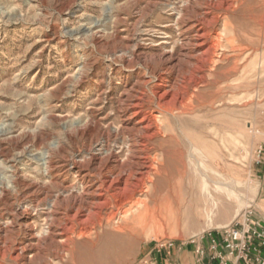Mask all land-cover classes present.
<instances>
[{
	"label": "rangeland",
	"instance_id": "obj_1",
	"mask_svg": "<svg viewBox=\"0 0 264 264\" xmlns=\"http://www.w3.org/2000/svg\"><path fill=\"white\" fill-rule=\"evenodd\" d=\"M260 149L264 0H0V264H153L254 212ZM138 151L156 187L60 235Z\"/></svg>",
	"mask_w": 264,
	"mask_h": 264
},
{
	"label": "bare ground",
	"instance_id": "obj_2",
	"mask_svg": "<svg viewBox=\"0 0 264 264\" xmlns=\"http://www.w3.org/2000/svg\"><path fill=\"white\" fill-rule=\"evenodd\" d=\"M143 123L145 122H139L137 129L138 133H143L150 129V124L147 122L144 127H141ZM151 137L152 135L144 136L143 142L147 143ZM145 143H143L144 146ZM154 163V159H150L148 156L143 157L142 151H138L133 161L118 169L107 164L104 169L103 177L107 179L111 178L110 184L108 186L106 185V190H103V184L100 186H93L91 190H87L86 199L82 202L76 203V199H73V202L65 208V211L69 208L74 209L75 213L73 216L69 218V216L65 214L58 220V225H61L64 221L69 223L68 226H63L61 229L62 234L60 235H73L77 226L79 227L80 234L85 235L89 232L90 226L95 223L101 224L104 218L115 220L117 215L122 213L125 206L131 205L136 194L143 191L147 184L156 187V181L153 180L151 176L154 172H159L160 167H156ZM124 174H126V179L123 181V187H119L118 184ZM97 176L100 177L101 174L98 173ZM140 204L141 203L137 202L134 207H138ZM131 209L132 208L123 214H127ZM106 211L109 212L107 213Z\"/></svg>",
	"mask_w": 264,
	"mask_h": 264
},
{
	"label": "built area",
	"instance_id": "obj_3",
	"mask_svg": "<svg viewBox=\"0 0 264 264\" xmlns=\"http://www.w3.org/2000/svg\"><path fill=\"white\" fill-rule=\"evenodd\" d=\"M264 150L260 149L259 154ZM264 171V159L260 161ZM253 212L242 220L224 227L214 233L218 239L211 237L209 251L211 259L223 260L218 249L221 248L227 252V256L234 259L235 264H264L262 249H264V227L260 222L254 221ZM213 233H209L211 236ZM206 251L202 247L196 249V255L201 260Z\"/></svg>",
	"mask_w": 264,
	"mask_h": 264
},
{
	"label": "crops",
	"instance_id": "obj_4",
	"mask_svg": "<svg viewBox=\"0 0 264 264\" xmlns=\"http://www.w3.org/2000/svg\"><path fill=\"white\" fill-rule=\"evenodd\" d=\"M254 221L260 222L264 227V177L260 181V189L256 201V206L252 216ZM211 237H218L213 233L211 236L208 234L194 241V243L186 246L174 247L156 257L153 264H235L234 259L227 256V252L219 248L223 260H212L211 252L209 251ZM202 247L206 253L205 256L199 260L196 255V249ZM262 256L264 257V249H262Z\"/></svg>",
	"mask_w": 264,
	"mask_h": 264
}]
</instances>
